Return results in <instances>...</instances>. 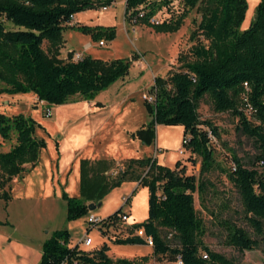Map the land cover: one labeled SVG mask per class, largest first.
Returning a JSON list of instances; mask_svg holds the SVG:
<instances>
[{"label": "trees", "instance_id": "trees-1", "mask_svg": "<svg viewBox=\"0 0 264 264\" xmlns=\"http://www.w3.org/2000/svg\"><path fill=\"white\" fill-rule=\"evenodd\" d=\"M114 1L0 0V81L4 83L0 92L34 93L38 100L52 105L64 104L77 95L90 101L129 75L138 56L111 61L90 55L74 60L72 53L67 59L60 57L63 33L68 28L91 33L95 40L115 39L114 26L69 25L75 14L107 8ZM172 2L126 0V18L159 33L179 31L189 12L202 4V19L192 34L197 40L191 49L193 60L167 78H155L151 88L154 99L145 101L151 120L132 137L151 145L156 141L157 125L183 126V147L189 151L190 160L195 164L200 158V172L217 170L225 174L240 197L244 220L251 230L224 220L226 244L242 251L253 250L264 243V0L245 29L241 25L247 0H183L186 10L176 19L152 21ZM6 22H12L14 28H8ZM44 41L49 42L48 51L43 48ZM205 95L211 97L215 111H230L239 117L238 130L256 141L254 166L248 167L236 156L231 167L215 159L210 134L217 135V127L202 121L198 113V102ZM240 104L251 109L256 122ZM39 127L42 125L24 114L0 113V136L11 143L8 150L0 151V199L9 201L12 180L37 165L47 146L44 138L36 136ZM126 181L148 188V217L129 226V235L113 239V243L148 245L146 238L137 233L143 229L146 237L153 239L152 254L113 258L108 255L110 246L106 242L97 249L83 250L70 244L72 235L68 229H60L44 242L40 264H151L152 257L165 258L170 264H236L203 241L204 223L195 207L194 194L202 196L208 183L187 174L180 160L175 167H169L159 164L153 156L120 162L113 158H81L80 196L63 194L68 202L67 219L88 215L93 205L97 208L113 188ZM126 213L121 207L102 219L101 232L105 235L106 228L121 221ZM161 228L175 232L176 245L166 241Z\"/></svg>", "mask_w": 264, "mask_h": 264}, {"label": "rangeland", "instance_id": "rangeland-1", "mask_svg": "<svg viewBox=\"0 0 264 264\" xmlns=\"http://www.w3.org/2000/svg\"><path fill=\"white\" fill-rule=\"evenodd\" d=\"M247 1L248 9L241 29L250 26L261 0ZM201 5L189 12L181 29L174 33H159L126 18V0H115L107 8L98 7L77 13L69 25L114 26L116 37L113 40L103 39L105 44L102 45L91 33L68 28L63 33L61 58L67 59L70 53L75 60L85 55L106 61L138 56L131 64L129 75L99 92L93 100H83L77 95L64 104L52 105L38 100L34 93L0 92V113L24 114L34 118L42 125L37 129L36 136L44 138L47 143L37 165L9 184L11 199H0V220L4 222L0 224V264H20L22 260L25 264H40L44 241L60 229L71 232L72 246L78 245L86 235L91 237L93 245L85 247L81 244L82 249L94 250L104 242L108 243V255L113 258L152 254L153 248L147 244L113 243V239L129 235V226L143 222L148 216L149 191L139 182L122 183L113 188L102 199L101 206L90 210L88 215L67 219L68 202L63 194L67 192L70 196H80L79 161L93 152L100 157L116 158L118 162L126 158L158 156V163L169 167H175L180 160L181 167L186 166L187 174H195L208 183L202 196L194 194L195 207L204 223L203 241L211 249L234 259L236 264H264V243L256 249L244 251L226 244L224 220L251 230L244 220L240 197L225 174L217 170L200 172V158L194 164L189 151L180 153L183 148L182 126L159 124L156 128L159 143L146 145L136 138L138 147L132 145V132L150 120L145 101L152 102L154 99L151 88L155 78H167L173 72L183 70L184 64L193 60L191 49L197 40L192 38V34L202 19ZM185 10L183 0H173L152 21L170 17L176 19ZM6 26L14 28L12 22H6ZM43 48L49 50L48 41L43 42ZM3 86L0 81V89ZM239 106L256 122L250 108L245 109L242 104ZM48 111L51 115H47ZM198 113L202 121L208 120L217 127L218 134L213 135L212 140L218 162L231 167L236 156L248 167L254 166L257 143L238 130L239 117L230 111H215L209 95L198 102ZM160 139L165 145L160 144ZM10 146L11 143L3 142L0 136V151H6ZM132 151L133 155H130ZM127 198H130L128 202ZM121 207L130 213L128 220L106 228L105 235L101 232V225H90L88 217L91 214L104 219ZM161 234L171 245L177 244L174 231L161 228ZM8 238L12 240L8 241ZM150 263L170 264L167 259L157 257H152Z\"/></svg>", "mask_w": 264, "mask_h": 264}, {"label": "built area", "instance_id": "built-area-1", "mask_svg": "<svg viewBox=\"0 0 264 264\" xmlns=\"http://www.w3.org/2000/svg\"><path fill=\"white\" fill-rule=\"evenodd\" d=\"M100 42H101L102 45L105 44L103 40L100 41ZM81 58H82V57H81ZM81 58H79V59H81ZM79 59H78V60H79ZM74 60H75V59H74ZM76 60H77V59H76ZM245 85H247V83H246ZM47 115H51V111H48ZM210 136H211L212 139H213V136H212L211 134H210ZM179 151H180L181 154H184V152L186 151V149L183 147V148H181ZM128 216H129L128 213L122 215V217H121V221H127V220H128ZM88 221H89V223H90L91 226H98V225H101V224H102V218L97 217V216H95L94 214H91V215L88 217ZM137 233H138L140 236H143V237L146 238L148 245H150V246L153 245V239H152V237H146L145 232H144L143 229L138 230ZM81 244H83L85 247H91V246L93 245V239H92L91 237H89V236L86 235V236H84V237L80 240V242L78 243L79 247H80ZM80 248H81V247H80ZM81 249H82V248H81ZM83 250H87V249H83ZM87 251H89V250H87ZM64 264H66V263H64Z\"/></svg>", "mask_w": 264, "mask_h": 264}, {"label": "crops", "instance_id": "crops-1", "mask_svg": "<svg viewBox=\"0 0 264 264\" xmlns=\"http://www.w3.org/2000/svg\"><path fill=\"white\" fill-rule=\"evenodd\" d=\"M75 17H76V14L74 15V19H75ZM150 120H151V117H150ZM149 120V121H150ZM148 124V122L147 123H143L142 124V126L141 127H144V126H146ZM158 127V125L156 126V128ZM182 128H183V130H184V127L182 126ZM136 130H138V129H135V131ZM132 131V130H131ZM134 131V130H133ZM134 131V132H135ZM133 133V132H132ZM161 134V133H160ZM4 142V141H3ZM132 145H135L136 147H138V141H136V138H134V139H132ZM142 142V141H141ZM159 143V139H158V136L156 137V141H155V143ZM144 144V143H143ZM160 144L162 145V144H164L163 143V139H160ZM165 145V144H164ZM80 149V148H79ZM78 149V150H79ZM77 150V151H78ZM86 151V150H85ZM94 154H92L91 156H89V157H84V158H88V159H102V158H107V157H100V156H98V155H96V152H93ZM130 155H133V151H132V153L130 154ZM92 156H94V157H92ZM157 157V159H159V157L158 156H156ZM109 158V157H108ZM111 158H113V157H111ZM113 159H115V160H117L116 158H113ZM127 159V158H126ZM123 160V159H122ZM80 162V161H79ZM161 162V161H160ZM80 168V167H79ZM79 174H80V169H79ZM128 213V212H127ZM129 215H130V213H128ZM148 217V216H147ZM4 222L3 221H1L0 220V224H3ZM12 239L11 238H8V241H11ZM46 241V240H45ZM44 241V242H45ZM44 244V243H43ZM21 250H23V248H21ZM42 251H43V246H42ZM39 257H40V255H39ZM41 257H42V255H41ZM40 261H41V259H40ZM20 264H25V261L24 260H22L21 261V263Z\"/></svg>", "mask_w": 264, "mask_h": 264}, {"label": "water", "instance_id": "water-1", "mask_svg": "<svg viewBox=\"0 0 264 264\" xmlns=\"http://www.w3.org/2000/svg\"><path fill=\"white\" fill-rule=\"evenodd\" d=\"M255 17H256V14H255ZM99 206H101V203H99L98 207H99ZM94 209H96V206H95V205H93V206L91 207V210H94Z\"/></svg>", "mask_w": 264, "mask_h": 264}]
</instances>
